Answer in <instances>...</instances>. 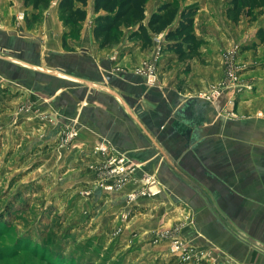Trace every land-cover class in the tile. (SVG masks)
<instances>
[{"label": "rangeland", "instance_id": "obj_1", "mask_svg": "<svg viewBox=\"0 0 264 264\" xmlns=\"http://www.w3.org/2000/svg\"><path fill=\"white\" fill-rule=\"evenodd\" d=\"M162 1L167 0H148V8ZM169 1L178 7L198 5L194 26L204 57L173 60L161 51V33L160 40L154 38L147 47L156 64L140 65L136 71L155 76V83L159 66L161 84L171 85L173 76L182 77L178 85H208L197 94L232 101L230 109L221 110V118L233 117L237 109L241 117L264 119V44L252 46L264 15H244L232 23L225 16L226 0ZM0 3V26L4 17L25 23L30 6L22 5L14 14L16 0ZM85 23L72 28L73 38L78 39L83 28L89 31V21ZM129 31L124 29V35ZM9 43L13 46L0 33V264H242L217 244L198 243L185 232L192 218L179 214L171 221L169 210L157 209L160 200L154 199L152 207L136 204L137 197L158 199L166 190L164 183L148 172L134 177L136 165L124 154L109 146V152L95 148L107 143L99 141L90 150L77 146V127L59 116V98H49L57 85H75L52 76L54 71L75 73L49 55L47 66H42L48 70V90L24 96L29 93L24 85H39L40 79L34 70L8 62L12 57H6L4 48ZM10 81L24 84L15 96L1 85ZM128 183L132 189L124 199Z\"/></svg>", "mask_w": 264, "mask_h": 264}, {"label": "crops", "instance_id": "obj_2", "mask_svg": "<svg viewBox=\"0 0 264 264\" xmlns=\"http://www.w3.org/2000/svg\"><path fill=\"white\" fill-rule=\"evenodd\" d=\"M16 2L14 14L23 5V0ZM4 3H0L1 15ZM57 3L44 9L41 20L30 26L4 17L0 33L13 41V46L4 48L9 52L6 57H12L8 62L34 70L40 83L1 85L8 86L11 96L21 85L29 92L24 96L42 94L48 90L44 67L49 55L59 58L75 74L54 71L52 76L75 85H57L49 98H59V116L77 127V146L90 150L99 141L107 143L136 165L134 177L148 172L166 187L158 199L137 197L136 204L152 207L154 199L160 200L157 209L169 210L171 221L179 214L193 219L185 232L198 243L217 244L242 264H264V119L241 117L236 108L233 117L221 118V110L230 109L232 101L197 94L208 85H178L182 77L173 76L171 85L161 84L159 66L155 83V76L137 72L140 65L156 64L148 48L160 34L152 36L148 48L125 35L113 47L98 48L92 35L93 0H87V17L80 23L89 21V31L81 29L78 39L73 38V27L60 21ZM154 9V4L149 8L147 4L146 15ZM64 33L67 46H63ZM167 54L177 60L173 53ZM199 56L204 57L202 50ZM125 187L124 199L132 183Z\"/></svg>", "mask_w": 264, "mask_h": 264}, {"label": "trees", "instance_id": "obj_3", "mask_svg": "<svg viewBox=\"0 0 264 264\" xmlns=\"http://www.w3.org/2000/svg\"><path fill=\"white\" fill-rule=\"evenodd\" d=\"M225 16L232 23L242 16L264 15V0H226ZM148 0H93L94 18L92 35L98 48H110L121 40L124 29H129V40L142 48L151 46L152 36L163 34L162 53H173L179 61H190L200 54L202 40L195 32L194 16L197 4L176 6L172 1H162L147 16ZM51 0H23L29 7L25 24L30 26L41 20L40 11L49 7ZM87 0H58L59 17L65 26L78 27L87 17ZM254 18V17H253ZM63 34V46H67ZM255 43L264 44L263 25L255 32Z\"/></svg>", "mask_w": 264, "mask_h": 264}, {"label": "built area", "instance_id": "obj_4", "mask_svg": "<svg viewBox=\"0 0 264 264\" xmlns=\"http://www.w3.org/2000/svg\"><path fill=\"white\" fill-rule=\"evenodd\" d=\"M20 13H22V12H20ZM21 16H22V14H21ZM160 38L161 37H156L155 39L158 41V40H160ZM96 149L98 148L101 152H109L108 151V145L107 144H100L98 147H95ZM132 197H134V195L132 196ZM178 246V245H177Z\"/></svg>", "mask_w": 264, "mask_h": 264}, {"label": "water", "instance_id": "obj_5", "mask_svg": "<svg viewBox=\"0 0 264 264\" xmlns=\"http://www.w3.org/2000/svg\"><path fill=\"white\" fill-rule=\"evenodd\" d=\"M181 109V108H180ZM179 109V112H181V110Z\"/></svg>", "mask_w": 264, "mask_h": 264}]
</instances>
